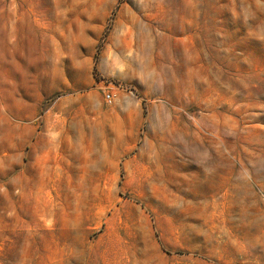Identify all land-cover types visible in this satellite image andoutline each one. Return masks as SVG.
Listing matches in <instances>:
<instances>
[{"label": "rangeland", "instance_id": "rangeland-1", "mask_svg": "<svg viewBox=\"0 0 264 264\" xmlns=\"http://www.w3.org/2000/svg\"><path fill=\"white\" fill-rule=\"evenodd\" d=\"M0 264H264V0H0Z\"/></svg>", "mask_w": 264, "mask_h": 264}, {"label": "built area", "instance_id": "built-area-1", "mask_svg": "<svg viewBox=\"0 0 264 264\" xmlns=\"http://www.w3.org/2000/svg\"><path fill=\"white\" fill-rule=\"evenodd\" d=\"M106 99H108V100H109V95H106Z\"/></svg>", "mask_w": 264, "mask_h": 264}]
</instances>
